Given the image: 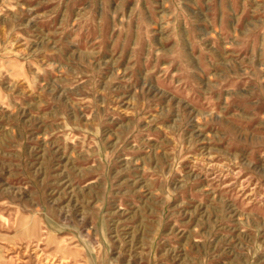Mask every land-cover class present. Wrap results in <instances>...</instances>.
<instances>
[{
	"label": "rangeland",
	"instance_id": "1",
	"mask_svg": "<svg viewBox=\"0 0 264 264\" xmlns=\"http://www.w3.org/2000/svg\"><path fill=\"white\" fill-rule=\"evenodd\" d=\"M0 264H264V0H0Z\"/></svg>",
	"mask_w": 264,
	"mask_h": 264
}]
</instances>
